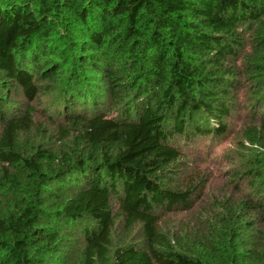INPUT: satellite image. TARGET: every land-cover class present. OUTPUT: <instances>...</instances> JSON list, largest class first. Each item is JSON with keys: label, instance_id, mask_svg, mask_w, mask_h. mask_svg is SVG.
Masks as SVG:
<instances>
[{"label": "trees", "instance_id": "1", "mask_svg": "<svg viewBox=\"0 0 264 264\" xmlns=\"http://www.w3.org/2000/svg\"><path fill=\"white\" fill-rule=\"evenodd\" d=\"M235 115L254 191L163 229L203 186L180 142ZM0 196V264H264V0H0Z\"/></svg>", "mask_w": 264, "mask_h": 264}, {"label": "rangeland", "instance_id": "2", "mask_svg": "<svg viewBox=\"0 0 264 264\" xmlns=\"http://www.w3.org/2000/svg\"><path fill=\"white\" fill-rule=\"evenodd\" d=\"M59 91L60 89L51 94L42 95L40 100L34 104L37 110L36 121L47 123L44 115L46 112L51 115L54 113L57 102L59 103L60 101ZM229 125V132L220 139L199 140L190 146L180 142V146L184 148L185 154L190 161L191 172L197 176V181H201L203 186L198 191L199 195L197 196L194 210L190 213L168 215L162 221L161 227L163 229L180 233V235H184L185 229L202 231L201 222L203 227L208 228L212 224L213 216L221 213L220 202H223L226 198L235 201L244 199V197L252 193V189L254 191L251 186L253 179L245 174L239 180V189L236 190L235 184L232 182V173L230 172L232 170H242L247 162L254 160L259 153L244 147L243 134L245 125L238 115H235L230 120ZM24 140L37 144L44 142L37 135L29 138L24 137ZM0 200H2L1 196ZM75 235L73 234V237ZM141 235V226H136L130 233H126L123 231L122 220H119L113 232L114 247L122 245L124 243L122 239H126L127 244H142ZM73 239L76 241V238ZM75 243L77 244V242Z\"/></svg>", "mask_w": 264, "mask_h": 264}]
</instances>
